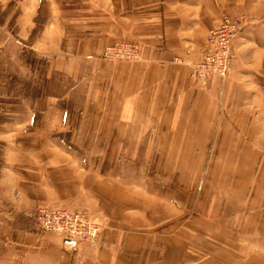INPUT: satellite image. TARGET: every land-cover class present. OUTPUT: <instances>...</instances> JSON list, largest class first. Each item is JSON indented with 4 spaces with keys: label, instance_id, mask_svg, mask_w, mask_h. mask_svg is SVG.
Here are the masks:
<instances>
[{
    "label": "crops",
    "instance_id": "crops-1",
    "mask_svg": "<svg viewBox=\"0 0 264 264\" xmlns=\"http://www.w3.org/2000/svg\"><path fill=\"white\" fill-rule=\"evenodd\" d=\"M229 1H223L221 10V0H67V11L82 13L72 26L64 25L67 14L55 16L53 22V5L44 12L40 3L33 6V25L28 28L33 29V41L47 45L40 52L51 55L47 71L62 94L48 98L53 87L44 86L29 102L33 105L26 107L24 101L26 109L19 113L35 130L13 132L8 148L32 156V169L44 173V180L52 170H69L68 161L81 156L76 163L83 176L76 181L81 202L62 203L99 217L102 230L95 243L81 242L72 253L53 233L8 228L0 237V264H186L179 261L185 253L180 240L171 236L178 223L174 231L168 228L172 214L165 164L141 171L135 164L137 175L143 172V187L147 183V190L156 189L145 191L147 197L138 202L137 195L122 197L126 195L118 185L132 192L135 184H125L130 180H125L122 166L109 161L113 156L205 154L214 133L215 109L208 103V91L191 84L187 67L172 59L200 56L207 29L220 12L234 14L226 6ZM115 41L137 44L143 61L102 57ZM58 126L65 129L56 132ZM68 126L76 127L75 132H68ZM41 128L48 130L38 131ZM23 139L38 144L20 142ZM25 145H31L30 152ZM69 176H64L65 186L73 185ZM24 179L22 183L29 184ZM45 186L56 191L60 185L52 179Z\"/></svg>",
    "mask_w": 264,
    "mask_h": 264
},
{
    "label": "rangeland",
    "instance_id": "rangeland-1",
    "mask_svg": "<svg viewBox=\"0 0 264 264\" xmlns=\"http://www.w3.org/2000/svg\"><path fill=\"white\" fill-rule=\"evenodd\" d=\"M223 1L227 0H221L220 8ZM66 2L0 0V237L8 228L36 231L31 214L40 205L66 207L68 205L64 206L62 201L68 200L75 206L82 199L76 182L83 181L82 171L76 165L81 156L75 155L68 161L72 164L69 170V166L63 167L65 171L52 170L44 180V173L32 169L36 165L32 156L17 155L14 148H8L9 135L13 132L35 130L30 120L28 123V118L19 112L25 111V105H33L29 102L41 94V88L53 87L47 93L48 98L62 94L55 87L57 81L50 79L47 71L51 55L47 57L40 52L42 46L47 45L33 41L36 37L28 27L33 25V6L39 3L43 5L42 12L49 11V6L53 5V22L55 16L67 14L64 25H74L76 19L81 20L82 13L67 11L63 7ZM226 6L232 8L234 14L228 11L217 14L237 16L242 26L231 41L226 78L213 80L209 87H199L208 91L211 100L208 103L215 109L216 120L205 154L113 156L109 161L122 166L125 180H130L125 184H135L132 192L118 185L126 195L122 197L137 195L138 202L141 197H147L145 191L155 192L156 189L147 190V183L143 187V172L137 175L135 164L140 171L154 170L151 167L165 164L163 173L169 180L168 207L172 214L168 228L174 231L178 223L179 229L171 236L180 240L185 253L179 261L186 264L192 261L194 264H264V0H230ZM38 25L39 18L35 24L37 31ZM59 26L57 22V28ZM117 42L133 43L115 41L112 44ZM138 49L141 54L139 46ZM134 61H143L142 55ZM63 101L58 100L60 105ZM63 129L58 126L56 132ZM75 129L66 128L68 132ZM44 130L48 129H38ZM20 142L38 144V141L25 139ZM31 148V145L27 147L29 152ZM24 175L29 184L22 183L26 181ZM68 175L73 185L65 186L64 176ZM52 179L60 185L56 191L45 186ZM22 201L24 208L18 210Z\"/></svg>",
    "mask_w": 264,
    "mask_h": 264
},
{
    "label": "built area",
    "instance_id": "built-area-1",
    "mask_svg": "<svg viewBox=\"0 0 264 264\" xmlns=\"http://www.w3.org/2000/svg\"><path fill=\"white\" fill-rule=\"evenodd\" d=\"M241 26L240 18L221 15L207 29L204 46L197 59L174 57L172 62L187 67L191 84L209 87L213 80L226 78L231 61V41ZM102 56L128 61L141 58L138 46L125 42L107 45ZM31 218L36 232L57 235L62 247L72 253L77 251L81 242L95 243L102 230V222L80 208L40 205Z\"/></svg>",
    "mask_w": 264,
    "mask_h": 264
}]
</instances>
